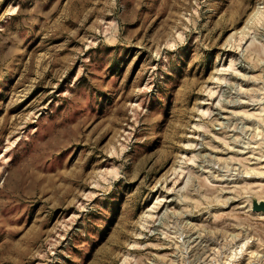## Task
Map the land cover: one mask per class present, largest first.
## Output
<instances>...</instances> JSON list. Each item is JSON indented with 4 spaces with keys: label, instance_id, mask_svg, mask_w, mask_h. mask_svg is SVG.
Returning <instances> with one entry per match:
<instances>
[{
    "label": "rangeland",
    "instance_id": "1",
    "mask_svg": "<svg viewBox=\"0 0 264 264\" xmlns=\"http://www.w3.org/2000/svg\"><path fill=\"white\" fill-rule=\"evenodd\" d=\"M0 264H264V0H0Z\"/></svg>",
    "mask_w": 264,
    "mask_h": 264
}]
</instances>
